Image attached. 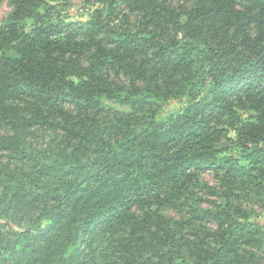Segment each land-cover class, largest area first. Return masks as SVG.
I'll return each mask as SVG.
<instances>
[{"label": "trees", "instance_id": "obj_1", "mask_svg": "<svg viewBox=\"0 0 264 264\" xmlns=\"http://www.w3.org/2000/svg\"><path fill=\"white\" fill-rule=\"evenodd\" d=\"M50 1L0 24V264H261L244 199L264 192V0H127V26L113 0L85 21ZM35 127L61 131L42 188L9 169Z\"/></svg>", "mask_w": 264, "mask_h": 264}, {"label": "rangeland", "instance_id": "obj_2", "mask_svg": "<svg viewBox=\"0 0 264 264\" xmlns=\"http://www.w3.org/2000/svg\"><path fill=\"white\" fill-rule=\"evenodd\" d=\"M173 5L184 4L186 6H191L190 0H171ZM50 3L55 4L58 13L55 14L56 19H63L66 21L72 20H87L92 10L96 7H103L102 2L99 0H51ZM114 12L111 15L114 19L111 20V24H124V26L129 25L128 22H133L135 19L134 14H132L128 8L127 0H113ZM12 5L10 0H0V24L6 21ZM126 15V17H125ZM110 17V18H111ZM33 26V20L28 18L26 20V27L31 28ZM11 52V51H10ZM184 99L173 98L163 103L162 108L159 111L160 117H165L169 114L179 112L186 104ZM110 105L116 109L125 111L128 107L119 104L117 102H111ZM238 115L242 120L249 119V114L251 111L248 110V104H240L235 108ZM5 132L3 128H0V133ZM229 134L234 136V132L230 130ZM61 131L35 127L30 129L27 133V138L25 141V152L24 156L19 155L17 159L10 162L9 169L15 171L20 178H23L27 186L42 188L46 179H37V169L41 163L50 164L49 158L52 157L56 152V145L60 138ZM233 151L236 150L235 147L232 148ZM6 163V159H3ZM27 174H30L27 175ZM202 179L206 180L210 185L216 184V177L209 170H203L201 173ZM203 198H206L204 203L207 206L208 200H213L216 198L215 195L201 193ZM260 196L252 193L250 196L244 199V206L251 210L253 219L264 224V192ZM207 200V201H206ZM19 211L12 209L8 214L4 215L3 221L6 223L7 227H16V224L22 222L23 217ZM162 213L176 216L174 211L164 210ZM212 224V222L208 223ZM262 262V263H261ZM261 264H264V254L261 255Z\"/></svg>", "mask_w": 264, "mask_h": 264}]
</instances>
